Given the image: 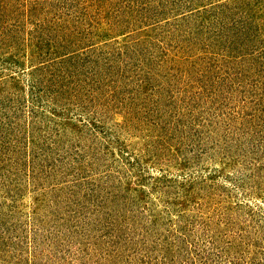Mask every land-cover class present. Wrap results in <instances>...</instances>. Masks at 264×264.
<instances>
[{
    "label": "rangeland",
    "instance_id": "obj_1",
    "mask_svg": "<svg viewBox=\"0 0 264 264\" xmlns=\"http://www.w3.org/2000/svg\"><path fill=\"white\" fill-rule=\"evenodd\" d=\"M0 145V264H264V0H0Z\"/></svg>",
    "mask_w": 264,
    "mask_h": 264
},
{
    "label": "trees",
    "instance_id": "obj_2",
    "mask_svg": "<svg viewBox=\"0 0 264 264\" xmlns=\"http://www.w3.org/2000/svg\"><path fill=\"white\" fill-rule=\"evenodd\" d=\"M173 2L174 0H169V2ZM178 2H180L181 0H177ZM212 4H215V6H220L221 8H222V6H224V2H215V3H212ZM204 7V6H203ZM207 7L208 6H206L205 5V7H204V9L206 10L207 9ZM191 10H193L192 8H190ZM170 10H172V7L170 8ZM164 11V10H163ZM192 12H189V15H188V18H190V16H192V14H191ZM182 16V15H181ZM186 18V17H185ZM189 21V20H188ZM200 23H202V22H200ZM243 23V22H242ZM169 24V23H168ZM244 25V24H243ZM246 25V24H245ZM245 30H246V28H241V31H242V33H244L245 32ZM236 33H238V34H241L240 33V31H239V29H237V31H236ZM246 35H247V32H246ZM230 48H232V47H229V49ZM65 53H67V54H65V55H69L70 53H72V52H65ZM145 73H147L148 74V72H146L145 71ZM148 77V76H147ZM161 84V83H160ZM153 86H155V84L153 85ZM165 91L164 92H167L168 94H170V93H173L174 91L172 90V88L171 87H169V86H166L165 85V88H163ZM1 146L2 145H0V161H4L3 162V165L5 164H8V162H9V166H12L14 163H13V160H12V158H11V156H9V158L8 159H6V158H3V153L1 152ZM255 145H253V147H254ZM14 146H12V148H13ZM5 150L7 149V147L5 146V148H4ZM13 155V154H12ZM198 156V155H197ZM81 158V156L80 157H78V158H76V159H80ZM194 158H195V160H194ZM193 158V160L191 161V162H193V163H197V162H199L200 161V159H198L197 160V158L196 157H194ZM16 160L18 161V162H20V159H17L16 158ZM81 162V161H80ZM187 163H188V161H187ZM191 164V163H190ZM191 167H194V166H191ZM191 181V180H190ZM193 182V184L195 183V181H192ZM2 248H0V250H1ZM3 253V252H2ZM199 258H202L203 256L200 254L199 256H198ZM203 259H204V262H206V259H205V257H203Z\"/></svg>",
    "mask_w": 264,
    "mask_h": 264
}]
</instances>
